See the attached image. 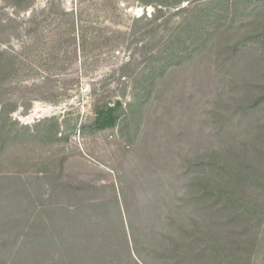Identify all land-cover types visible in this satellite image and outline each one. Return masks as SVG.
Returning a JSON list of instances; mask_svg holds the SVG:
<instances>
[{
  "label": "trees",
  "instance_id": "obj_1",
  "mask_svg": "<svg viewBox=\"0 0 264 264\" xmlns=\"http://www.w3.org/2000/svg\"><path fill=\"white\" fill-rule=\"evenodd\" d=\"M5 1L19 10L34 4ZM11 24L20 31L15 20L0 18V264H147L146 255L160 264L264 261V0H166L152 18L135 19L133 35L153 42L139 63L133 58L121 67L132 100L99 101L92 121L73 127L89 134L118 129L129 146L131 127L142 121L137 114L169 71L210 54L218 73L231 74L209 101V135L217 140L180 156L183 171L175 175L183 194L160 227L150 224L154 199L133 204V183L71 184L63 176L68 158L53 170L49 158L19 155L27 141L60 144L71 136H59L62 124L55 118L32 130L9 117L7 97L22 86L25 66L20 55L1 48L11 39L2 38ZM168 180H159L162 189Z\"/></svg>",
  "mask_w": 264,
  "mask_h": 264
},
{
  "label": "rangeland",
  "instance_id": "obj_2",
  "mask_svg": "<svg viewBox=\"0 0 264 264\" xmlns=\"http://www.w3.org/2000/svg\"><path fill=\"white\" fill-rule=\"evenodd\" d=\"M150 1L153 5L145 6L143 0H34L32 6L19 10L0 0V18L21 25L16 32L11 24L10 35L2 36L11 39L1 43V48L20 55L25 65L19 73L22 86L7 97L12 99L9 117L32 130L55 118L62 124L59 136H71L60 144L27 141L19 155L32 161L49 158L53 170L68 158L63 176L71 184L115 183L120 187L121 182L133 183L137 190L133 204L154 199L150 224L160 227L159 219L164 221L167 209L183 194L178 188L183 180L178 182L175 175L183 171L180 156L194 145L202 143L204 148L214 140L207 123L209 101L224 89L231 74L218 73L210 54L198 55L192 63L169 71L152 89L151 102L143 113L137 114L142 121L131 127L129 146L118 129L97 134L73 130L76 124L80 127L92 121L97 102L123 100L127 104L132 100V83L121 67L133 58L139 63L143 49L153 42L151 37L142 40L132 32L135 19L152 18L156 6L166 0ZM179 21L176 16L170 26L174 28ZM162 177L169 179L163 189ZM134 220L140 222L138 216ZM144 258L147 264L161 262Z\"/></svg>",
  "mask_w": 264,
  "mask_h": 264
},
{
  "label": "built area",
  "instance_id": "obj_3",
  "mask_svg": "<svg viewBox=\"0 0 264 264\" xmlns=\"http://www.w3.org/2000/svg\"><path fill=\"white\" fill-rule=\"evenodd\" d=\"M141 12H142V10H141ZM138 15H140V13H138ZM149 16H151V13L149 14Z\"/></svg>",
  "mask_w": 264,
  "mask_h": 264
}]
</instances>
